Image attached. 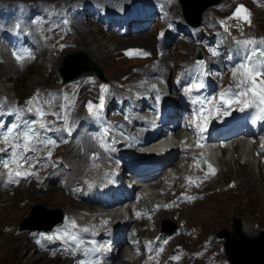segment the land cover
I'll list each match as a JSON object with an SVG mask.
<instances>
[{
	"label": "rangeland",
	"instance_id": "374dc122",
	"mask_svg": "<svg viewBox=\"0 0 264 264\" xmlns=\"http://www.w3.org/2000/svg\"><path fill=\"white\" fill-rule=\"evenodd\" d=\"M79 1L91 3L105 12L112 11L118 13L127 10L130 6L136 3L150 2L154 5V7L161 8L162 14L167 13V16H164L161 20L158 19L155 22L154 27L151 28V32L137 35L128 39L120 35L110 34L109 32L107 33L104 30L94 28V26L90 27V24H85L84 22L81 24L77 22L71 15V13L69 14L67 13V11L73 4ZM28 3L39 4L42 7L41 19H39L38 22L29 29V35L34 42V49L32 54L34 63L29 66L25 65L24 69H17L11 62L0 64V91L6 97L13 100L15 98L19 101H24L25 99L30 97L32 93L33 96L40 94L39 103H36L35 107H43L50 114L59 115L61 117L65 116L66 110L75 108L77 100H84L81 101L80 104H78L80 110L79 107L78 109H74L75 114L73 115L75 116L60 119L51 117L47 113L42 118L44 122H51L53 141L56 145H58V147L62 148V151H67L63 154L65 156H67V153L70 150V141L76 139L78 131L80 130L77 129V123L80 119V114H90L87 108L89 102H92V104L94 105V110L95 106L100 105V96L102 95L101 84L95 78L99 79L101 82L108 83L105 87L107 91L104 92L103 95L110 96V108L108 111V115H106V110L102 106V108H100L99 116V122L105 126H108L111 124V122H113L112 120L115 119L114 117H120L121 120L119 119V122L123 120L122 114L117 110L118 103L124 95L123 92H127V89L132 88L131 86H134V84H140L143 82L144 78L135 82H131L135 78L141 76L143 69L149 67L151 69H158L156 70L157 72H169L168 74L171 76L172 80V77H174L176 74V66L186 61H193L195 59V52H197L198 49H200L203 53V58L205 55H207L208 57H212L215 53V50L212 49L213 45L219 47L221 46V41L223 44H225V50L228 51L234 46L245 44L246 41L256 42V40H258V38L260 37L264 39V0H222V2L217 6L208 8L202 14V20L200 18V27H198L197 29H192L191 34L186 35L185 37L180 38L176 40V42H173L171 45H169L166 52L168 60H164V58L161 57L159 59L161 63L155 62L154 64L146 67L145 64L147 63L148 59H155L159 57V49L158 52L154 49L155 47L158 48L160 46L161 35L164 34L170 36L172 35V31L178 33L177 31L180 28L183 29L186 27V24L183 20L184 13L179 0H0V6L3 5L6 7V10L0 12V18L2 20L7 18L10 23L11 18L15 17L13 22H17V20L18 22L11 23L9 28H12L13 25L19 24L20 20L23 18L24 14L26 13V4ZM238 6H244L247 9L248 15L250 17V23H243L238 19L232 18L235 9ZM73 24H78V27L73 30V38H71L69 41L65 40L63 42L67 44L66 46L60 47L56 50L57 46L54 43H51V46L48 49L49 51L46 50V45L51 42V39L48 36L49 28H58L63 25ZM86 29L96 30V33L100 31L101 33H105L106 37H109L108 40L101 42L103 45H105V49L103 50V54L100 58H95L94 56L90 55L87 44L88 42L91 43L92 39L86 36ZM103 37L104 35H97L95 39L98 41H102ZM136 38H148V44L150 47L142 48L140 46H132L131 44L136 41ZM124 43L129 44L127 46H124ZM262 43L264 44V42ZM78 45L83 46L85 53L86 49L89 51V55H87L86 53V58L90 62V69L97 67L100 70L102 76L100 77L96 72H90V74H86V76H93V78L81 79L77 81L79 84L69 86L73 84L70 83L66 85L69 87L63 88L61 86L60 78L61 75H66L67 71L64 69L63 71H61L62 73H60L61 62L59 54L62 50H64L62 54L66 51H76ZM183 46H187L188 49L183 50ZM132 48L134 51L140 54L141 57L138 60H125L122 57L121 53H123V50ZM44 50L45 54L40 57L41 53ZM107 53H109L111 57L105 58L104 54ZM143 53H146L147 55H143ZM86 80H91L94 83L95 90H93L92 83L83 82ZM61 88L63 89L60 90ZM121 89L123 90V92ZM94 92L96 96L94 99H92ZM144 94L145 92H142L140 90L135 91L133 89H129V91L127 92V95L134 96V98L137 99L143 97ZM44 100L50 101V104H44ZM111 107H113V112L111 117H108L111 114ZM79 112L80 114L76 115V113ZM33 119H35V116ZM66 124L67 127L71 128V134L64 130ZM44 137L46 138L45 133ZM76 142L79 143L78 141ZM75 144L76 143H73V145ZM75 150H77L76 152L81 153V155H85L89 150L93 149H84L83 147L80 148L78 146L77 149L75 147ZM240 152L242 154L240 166L243 164V162H249L251 166L249 167L253 170L255 175H258L259 165L257 167L256 164L252 162L251 153H249V151L245 147L240 148ZM91 153L94 152H90L89 156L91 155ZM60 155H62V153H59V155H55L54 159L59 160L60 163L64 166L65 163L62 162ZM237 155V152L232 149H227L222 153H217L215 155L216 161L219 164L220 175L215 181L213 180L208 183L212 184L204 190L205 194L200 200H197L200 203L194 209L202 210L203 206L209 203L222 204L227 208L228 212L224 223L217 227L212 223L202 222L199 216L186 218V216H190L192 214L191 211L193 209H189V207L193 206L192 204L190 206L188 204H184L181 207L187 208H180V211H175V213L173 210V212L169 213L170 215L168 216H165L163 215V213H161L160 220L159 223H157V226L159 225L162 228H170L171 230H175L177 232V229H180V234L181 232L183 234L182 238L180 236L179 241L174 238L173 241L175 242L171 246L172 249H176L177 245L181 246L179 253L182 258L181 260H177L174 263L170 264H193L194 261L195 264H199L201 260H205V264H221L222 259L227 261V256L225 254L224 248L225 240L220 238V233H222L223 231H227L229 232L230 237H234L232 225L235 218H239L241 220L242 231L249 237L256 236L261 230L264 229V208H262L260 204L258 195H256L257 193L252 192V189H250L248 185L243 183L242 180L240 181L239 179V181L242 182L240 185L234 178L232 179L236 181V184L239 185V187L234 190H228V184L232 181V179H230V177L222 178V174L229 172L235 175L238 169H240L239 165H237L236 163ZM73 161L74 164L77 160ZM176 163L177 160L171 166V169L170 167H168L169 172L174 170V168L172 167H174ZM72 174L73 176H75L74 172ZM34 188L35 187L29 186L28 188L24 187L20 188V190H15L14 192L5 193V198H14L18 194L21 195V193H28V191L30 192V190H33ZM50 189L51 192L53 191L54 193H61V191L58 190L57 186H43L42 190H39L40 194L37 195L38 197L34 198L33 201H30L29 199L23 197V200H21L22 198H20L16 202L19 209H22L26 204H28V208L19 220L16 231H14V227L10 225L12 224V221L8 218L11 212H0V264H24L28 255L39 257L40 253H43L42 251H39L40 253H36L35 249H32L31 245L29 244L31 248L30 250L19 251L21 255V261L17 262L14 258L12 251L14 247L13 245L16 244L15 239L17 237L15 236H18V232H23L22 235L25 237L26 233L32 230L27 229V227L31 224L46 222L49 218H56V216H58V212H60L62 216L65 215V212H68L66 213L68 215L77 214V211L73 210L75 209L73 208V205L76 203V205L80 206L82 211H88L90 209L83 203H80L73 199L71 195L65 196L67 206L50 208L51 199L50 197H48ZM243 190L245 192H243ZM239 191L242 193H240ZM250 196L252 198H250ZM147 198L148 200L154 199L152 193H148ZM254 199H256V201H254ZM71 200H73L74 202ZM2 204L3 203H1L0 205ZM248 204H251V206H249ZM38 213L42 215L41 219L39 217H36ZM106 215L110 216V214L108 213H106ZM83 217H85V215H83ZM181 220H186L189 227L195 226L199 228L200 236L198 240L192 241V239H187V236L192 232L193 229H189L187 233H183L182 228L184 224L181 222ZM130 226L134 227V223H131ZM140 227L141 230H145V228H147V234H150V230L154 228L153 225L147 227L144 224H140ZM248 227H253V230L255 232H249ZM129 230L133 233L135 232V230H132L131 228ZM154 235L155 232L151 234V237ZM176 236L177 234L175 235V237ZM31 239L32 237L30 238V240ZM204 239L206 240L205 244L210 248L207 252L201 254H192L189 257L186 253H184L185 247H189L191 250H195L197 247H201L202 240ZM31 241H35L37 245L35 243L33 244L40 247L39 240L34 238V240L32 239ZM173 253L174 251L170 254H167L166 260L172 259ZM50 257L52 256H49L48 258ZM164 257L165 256H162L161 258ZM116 258L113 264H120V255L118 254ZM42 261H44V258L40 260V262Z\"/></svg>",
	"mask_w": 264,
	"mask_h": 264
},
{
	"label": "bare ground",
	"instance_id": "6f19581e",
	"mask_svg": "<svg viewBox=\"0 0 264 264\" xmlns=\"http://www.w3.org/2000/svg\"><path fill=\"white\" fill-rule=\"evenodd\" d=\"M194 4V7L196 8V12L197 9H200L201 8V4L198 3L197 0H191ZM204 2V1H203ZM189 4L186 3L185 1V4H184V7H185V10H187V14L190 16L189 12H190V8H189ZM182 7V6H181ZM183 9V7H182ZM208 9V8H207ZM205 9L203 11V13L207 10ZM189 11V12H188ZM195 12V9L193 10ZM202 16V15H201ZM191 19H197L196 17L195 18H191ZM201 20H202V17H201ZM200 20V21H201ZM86 36L90 39H92V42H88V48H89V51H90V55L94 56L95 58H100L103 54V50L105 49V45H103L101 42L105 41V40H108L109 37H106L105 33H101L100 31H98L96 33V30H89V29H86ZM100 32V33H99ZM97 35H104L103 37V40L102 41H98L95 39V37ZM86 37V38H87ZM89 39V40H90ZM149 39L148 38H145V39H141V38H136V41L133 42L131 45H135V46H140V47H147L149 48ZM123 44V43H122ZM125 44V43H124ZM129 43H126L124 46H127ZM130 45V46H131ZM184 49H188L187 46H183ZM89 51L86 49V53L87 55H89ZM65 53H72V54H75L76 57H80V56H84V58H86V53H85V50L83 48L82 45H78L77 47V50L76 51H66L64 52L61 56H63ZM84 54V55H83ZM75 56H73V58H75ZM104 57H111L109 53L107 54H104ZM103 58V57H102ZM165 59V58H164ZM187 60V59H185ZM65 62V61H64ZM67 62V61H66ZM61 70H60V73H62L61 71H63L64 69L67 71L68 68L67 67H64L63 66V62L61 63ZM65 65V64H64ZM69 65V64H68ZM70 65H74V64H70ZM69 65V66H70ZM71 68V67H70ZM81 68V67H80ZM75 69H77V66L76 64L72 67V70L73 72L75 71ZM73 72L69 69V71H67L66 75L64 74L61 75V78H67L68 75L72 76ZM90 72H96L100 77L102 76L101 75V72L100 70L97 68V67H94V68H91L89 70H87L83 76L86 74H90ZM120 118V117H119ZM109 120V119H108ZM114 120H117V118H115ZM121 120V119H120ZM113 121V120H112ZM71 142V141H70ZM79 143L77 142H74L76 143L75 145L72 146V151H77L75 150V147L77 149V147L79 146L80 148H91L93 150H96L98 147L94 144L93 142V139L89 136V137H86L85 135L82 136V138L80 140H78ZM81 144V145H79ZM74 147V148H73ZM241 148H243V146H241ZM233 150H235L237 152V160H236V163L237 165H239V168L238 171L236 172V174H232V173H225V174H222V178H226V177H230V179L234 178L236 179V181H238V183L241 185L242 182H240L241 180L243 181V183H245L246 185H248L250 187V189H252V192H255L257 193L256 195H258V199L260 201V204L262 206V208H264V165H259V173L258 175H255L253 170L250 168V164L249 162H243V164L240 166V162L242 160V154L240 155V148L239 146H235L233 147ZM71 150L67 153V155H69L71 152ZM81 152V151H79ZM78 155H81V153H78ZM79 156H74L72 158V160H77L74 164H73V167L75 168V171H78L79 170V167L81 165V163L79 162ZM74 162V161H73ZM79 163V164H78ZM178 163V162H177ZM176 163V164H177ZM221 164V163H220ZM250 166V167H249ZM262 166V167H261ZM173 168V167H172ZM171 169V167H170ZM224 173V172H223ZM73 175V174H72ZM232 179V181L228 184V190H234L236 189L237 187H239V185L236 184V181ZM240 179V181H239ZM234 180V181H233ZM46 187V186H45ZM246 187V186H245ZM28 188V187H26ZM242 189V187H241ZM249 189V190H250ZM16 190H20V187H18ZM38 190V191H37ZM39 190H42V187L40 188H37L35 187L33 190H30V192L28 191V193H21V195H17L16 197L14 198H8L6 197L5 198V193H1L0 192V204L3 203L2 205H0V212L3 213V212H8L10 211L11 214L8 216V218L12 221L10 224L11 226L14 227V231H16L17 227H18V224H19V220L21 218V216L23 215V213L26 211V209L28 208V204H26L22 209H19L16 202L22 198L21 200H23V197L29 199L30 201H33L34 198L38 197L37 195L40 194V191ZM245 190V189H244ZM243 190V192H245ZM26 191V189H25ZM48 191V190H47ZM65 193H54L53 191L51 192V189L49 190V194H48V197H50L51 199V202H50V208H55V207H64V206H67L66 204V199H65V196H68L70 195V192H66L68 191V188H65ZM235 192V191H234ZM240 192V191H239ZM242 193V192H240ZM248 193V192H247ZM246 193V194H247ZM251 193V192H249ZM245 194V193H244ZM45 196V195H44ZM252 196V195H251ZM250 196V198H252ZM248 198V197H247ZM47 199V198H46ZM74 199V198H73ZM208 199V198H207ZM42 200V199H41ZM36 201V200H35ZM73 201V200H71ZM78 201V200H76ZM217 201V200H216ZM254 201H256V199H254ZM39 202V201H38ZM74 202V201H73ZM80 203H82L81 201H78ZM258 202V201H257ZM200 202L195 200L193 203H187L189 206L192 204L193 206L192 207H189L192 208L193 210L191 211V215L190 216H186V218H189V217H192V216H199L202 220V222H209V223H212L214 226H219L221 225L222 223H224L225 221V218L227 217V208L222 205V204H219V203H209V204H206L203 206V209L202 210H194L196 208V206H198ZM254 203V202H253ZM73 204V203H72ZM77 204V203H76ZM74 204L73 205V210H81L80 206ZM257 204V203H256ZM184 205V204H183ZM249 205V204H248ZM254 205V204H253ZM20 206V205H19ZM202 206V205H201ZM200 206V207H201ZM251 206V204L249 205ZM257 206V205H256ZM88 207V206H87ZM90 208V207H88ZM237 208V207H236ZM249 208V207H248ZM253 208V207H252ZM247 209V208H245ZM174 210V209H173ZM172 211H169V212H163V215L165 216H168L170 215L169 213L173 212ZM188 210V209H187ZM250 210V209H249ZM254 210V209H253ZM263 210V209H262ZM90 211V209L88 210ZM9 212V213H10ZM175 212V210H174ZM68 212H65V217L68 215L66 214ZM245 213V212H244ZM251 213V212H249ZM248 213V214H249ZM247 215V214H246ZM7 217V216H6ZM253 217V216H252ZM260 217V216H259ZM199 220V219H198ZM255 220V218H254ZM253 220V221H254ZM261 220V219H259ZM257 221V220H256ZM14 222V223H13ZM181 222L184 224L183 225V228H182V231L183 233H187V231L189 229H193L192 232L187 236V239H192V241L194 240H198L199 236H200V230L198 227H195V226H191L189 227L188 224H187V221L186 220H181ZM255 222V221H254ZM261 222V221H260ZM61 223V222H60ZM263 223V222H262ZM138 223H134V226H137ZM9 225V226H10ZM131 225V224H130ZM129 225V227H130ZM260 226V225H259ZM246 228V227H245ZM10 229V228H9ZM248 230L249 232H255L253 230V227H248ZM33 231V230H31ZM3 232V231H2ZM23 232L19 233L18 232V236H15L17 237L15 240H16V244H14L13 246V255H14V258L16 259L17 262L21 261V255H20V250H30V246L29 244L31 245L32 249H35V252H39V251H42L43 253H40L39 257H34L33 255H28L27 259H26V262L24 264H69L71 263V258L70 257H65V254L64 253H61V250H57V251H49V250H45L39 246H36V242L35 241H31L32 239L34 240V237L32 236V234L30 235L29 232L26 233L25 237L22 235ZM181 238L183 237V234L181 232L180 234ZM203 236V234H202ZM32 237V239L30 240V238ZM13 240V238H12ZM208 240V239H207ZM205 239L202 240V246L201 247H197L195 250H191L189 247H185L184 248V253H186L189 256H191L192 254H201V253H204V252H207L210 248L205 244ZM2 242V241H1ZM33 243H35L36 245H34ZM46 251V252H45ZM61 253V254H59ZM120 257H121V263L120 264H133L130 260H126L124 259V254L123 253H119ZM49 256H52L50 258H48ZM12 257V256H11ZM47 259H46V258ZM44 258V261L40 262V260ZM117 259V258H116ZM203 262V263H202ZM18 264V263H17ZM193 264H195V261L193 262ZM199 264H205V260H201L199 262Z\"/></svg>",
	"mask_w": 264,
	"mask_h": 264
},
{
	"label": "snow or ice",
	"instance_id": "6c2138e0",
	"mask_svg": "<svg viewBox=\"0 0 264 264\" xmlns=\"http://www.w3.org/2000/svg\"><path fill=\"white\" fill-rule=\"evenodd\" d=\"M232 18L238 19L243 23H250V17L244 6L236 7ZM251 43L253 42L246 41L245 45ZM128 54L133 55L136 53L129 52ZM143 55L147 54L143 53ZM17 58L22 59L23 57L18 56ZM233 76L239 77L237 90L232 93L234 98L225 99V94L221 95L220 99L223 105L231 107L232 104H239L245 97H248V99L244 101V107H248L249 103L264 105V48H253L246 51L239 67L233 72ZM106 91L105 86L101 85L100 105L95 106V110L92 102L88 103L87 108L92 116H100V108L104 104L103 93ZM39 97L40 94L34 95L26 103L29 106L39 103ZM43 103L50 104V101L44 100ZM9 114L14 119L7 127H5L6 122L0 120V142L6 145L4 148H0V153H8L7 159H0V168L9 169L8 182L15 183L18 182L19 178L26 179L25 174L29 173V169L33 167L32 164L28 163V161L33 159V156L29 155V153L35 154L40 150V145L48 147L54 141L50 137H44V133L50 132L52 128L50 121L44 122L42 119L47 114L46 109L43 107H37L35 110L29 107L27 112L23 109H13ZM26 115H34L35 119H26ZM64 130L71 134V128L67 127V124ZM48 156H51V152L48 153ZM19 160H23L24 163H19ZM10 163L16 164L15 169L9 167ZM36 163H39V159L36 160ZM208 168L211 170V174H214V169H212L210 164ZM206 178H208L207 175L205 176ZM72 227H76L75 222H72ZM69 238L74 241L77 239L75 236H70Z\"/></svg>",
	"mask_w": 264,
	"mask_h": 264
},
{
	"label": "water",
	"instance_id": "95a60500",
	"mask_svg": "<svg viewBox=\"0 0 264 264\" xmlns=\"http://www.w3.org/2000/svg\"><path fill=\"white\" fill-rule=\"evenodd\" d=\"M185 1L186 3L189 2L187 5H189V8L191 9L190 12L188 11L190 16L187 14V10H185ZM197 1L201 4V8L197 9V11L199 10L198 12H196V8L194 7V4L191 0H180V5L183 7L182 10L185 20L187 24L192 27H197L199 25L201 15L205 9L218 5L222 0ZM194 9L195 12L193 11ZM195 17L197 18L196 20L191 19ZM73 56H75V54L65 53L60 60L61 63L63 62V66L68 68L67 71L70 69L73 72L72 67L75 64L77 66V69H75L72 76L68 75V77L65 78L66 82L83 77L82 75L90 69V62L87 60V58H84V56H75V58H73ZM71 63L74 65H70ZM61 66L62 65H60V69ZM61 220L62 215L60 212H58V216H56V218H49L46 222L42 223H33L28 226L27 229H32L35 231H49L54 226L59 224ZM232 229L234 232V237H230V234L227 231L220 233V238L225 240L224 248L228 262L230 264H264V229L261 230L256 236L249 237L243 233L241 220L239 218H235L233 220Z\"/></svg>",
	"mask_w": 264,
	"mask_h": 264
},
{
	"label": "trees",
	"instance_id": "16d2710c",
	"mask_svg": "<svg viewBox=\"0 0 264 264\" xmlns=\"http://www.w3.org/2000/svg\"><path fill=\"white\" fill-rule=\"evenodd\" d=\"M36 217H39L41 219L42 215H40V213H38Z\"/></svg>",
	"mask_w": 264,
	"mask_h": 264
}]
</instances>
